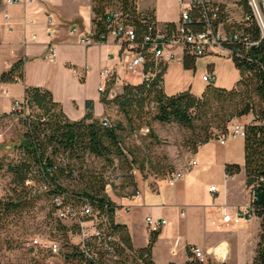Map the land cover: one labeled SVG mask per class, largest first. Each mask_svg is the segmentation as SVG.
<instances>
[{
  "label": "crops",
  "instance_id": "1",
  "mask_svg": "<svg viewBox=\"0 0 264 264\" xmlns=\"http://www.w3.org/2000/svg\"><path fill=\"white\" fill-rule=\"evenodd\" d=\"M15 1L14 4H7V0H0V78L21 60L24 63L23 78L20 83L0 82V102L4 98L10 99L8 105L0 108V113L7 111L13 99L24 97L27 87H40L52 92L54 101L61 105L71 120H81L86 116L88 101L94 102V117L104 119L108 106L102 102V94L99 92L103 70L113 68L119 72L120 79L116 90H121L128 83L139 84L129 81L133 75L124 71L118 58L122 49L113 36L105 42L90 46L80 43L81 35H90L95 30L93 0ZM183 1L188 4L191 0ZM215 1L227 6L228 10L230 6H236L244 18L245 10L241 0ZM182 8L180 0L138 2L140 13H155L160 28L170 23L178 24ZM49 15L52 16L56 29L53 43L58 54L55 61L46 58L50 43L47 25ZM30 20H33V23ZM72 27L78 28L77 35L70 33ZM178 53V58L166 63L167 70L163 80L166 94L171 96L190 90L197 96L202 95L208 85L198 92L194 91L192 86L186 85L183 81L187 70L183 64L184 54L181 49ZM208 63L214 70L215 60ZM233 64L235 75L214 86L226 89L236 86L241 79V73L234 61ZM71 65L80 71H86L85 79L80 80ZM16 84L21 85L20 92L13 90L12 87ZM2 88L9 90L10 97L5 96ZM6 148L7 145L4 144L2 150ZM196 156V167L176 171L185 172L182 180L170 183L171 174L176 173L172 171L161 177L155 175L146 180H138V189L134 194L110 195L118 206V223L128 228L136 250L145 248L150 243L152 232L147 225L148 217L166 221L152 250V260L155 264H184L189 260L188 250L195 247L212 253V249L222 245L217 250V255L219 258H225L227 250L223 245L228 244L225 236H216L211 231L222 229L221 219L224 211L236 212L250 203L251 193L246 185L245 138H229L225 144L212 140L200 147ZM198 156L202 158L198 159ZM229 164H239L242 171L234 176L228 175L226 167ZM241 174L244 175L243 182L249 199L237 202L231 199V185ZM212 186L218 187L216 194L210 191ZM107 192L110 193L109 190ZM219 193H223L222 196ZM223 250L226 251L225 256L220 257Z\"/></svg>",
  "mask_w": 264,
  "mask_h": 264
},
{
  "label": "trees",
  "instance_id": "2",
  "mask_svg": "<svg viewBox=\"0 0 264 264\" xmlns=\"http://www.w3.org/2000/svg\"><path fill=\"white\" fill-rule=\"evenodd\" d=\"M140 0H93L94 2V37L102 41V36L109 32L110 15L119 7L122 19L126 24L135 28L138 43L144 41L145 35L153 23L157 25L153 11L142 14L138 11ZM245 14L250 13L249 6L242 0ZM226 12L223 13L217 24L223 23L226 32L233 29L252 30L255 40H261L259 30L255 24L251 28H244V24L236 27L232 23L228 7L221 4ZM245 16V15H244ZM244 19V18H243ZM177 24L170 23L166 28H175ZM147 55L146 71H157L156 76L150 81H142L139 84H125L123 90L114 98H108L102 94V102L106 106L115 104L120 111L132 123V116L143 118L147 115L145 110L154 107L156 113L154 119L161 123H177L180 126L197 130L198 122H208L211 116H215V105H230L229 118L222 120L217 127L222 129V134L229 132L228 124L234 118H240L250 113L254 120L247 125L245 137V171L246 185L254 191L256 198L251 200L256 217L261 220V236L259 249L254 264H264V40L258 46L245 51L243 58L234 57L232 60L241 73V79L232 89L216 87L209 84L202 95L197 96L190 90L175 95H167L164 86V74L166 64L158 67L153 55L145 50ZM197 57L184 53L183 64L186 69L194 70L197 66ZM23 60L16 62L12 68L4 72L0 78L2 83H14L16 75L23 78ZM25 98L31 108L40 110L46 118L32 116L28 130L24 136L20 151L24 157L19 164L9 165V172L13 174L14 183L26 186L31 178H39L47 185V193L55 196L66 195L69 202L81 203L84 199H91L97 207L108 205L111 217L118 208L107 194L108 181L105 177L86 174L83 171V162L88 155L104 158L110 170L120 168L119 161L125 156L118 133L119 126L104 125V119L94 117V102H87L88 113L81 120H71L63 111L60 104L54 101L51 91L40 87H27ZM212 118V117H211ZM221 135V134H220ZM218 135V137L220 136ZM194 150L210 142V135H200L196 138ZM64 158L65 164H59V159ZM118 163L116 169L115 163ZM242 167L239 164H229L226 172L230 176L239 174ZM64 179L78 181L84 186L80 190L69 189L63 185ZM135 190L133 194L136 192ZM21 201H0V222L7 218L16 208L22 207ZM114 229L120 234L124 244L134 252L133 264H155L152 260V250L157 242L159 232L152 233L147 247L136 250L128 228L118 222H114ZM68 258L73 260L74 253L69 252ZM189 260L184 264H204L197 258L191 249L188 250ZM0 264H2L0 262ZM124 264H129V259ZM175 264V263H169Z\"/></svg>",
  "mask_w": 264,
  "mask_h": 264
},
{
  "label": "rangeland",
  "instance_id": "3",
  "mask_svg": "<svg viewBox=\"0 0 264 264\" xmlns=\"http://www.w3.org/2000/svg\"><path fill=\"white\" fill-rule=\"evenodd\" d=\"M242 2V0H241ZM120 11L119 7L113 8ZM232 23L239 27L243 24L242 12L232 5L229 7ZM179 53L176 55V57ZM178 58V57H177ZM215 60L214 70L209 67L208 61ZM198 65L194 70H185L184 80L188 87L192 86L194 91H200L209 85L204 82L203 76L213 72L219 80L226 82L236 73L233 60L228 57H214L208 54L197 59ZM183 69V68H182ZM172 75H174L172 73ZM178 75V73L176 74ZM178 79V78H177ZM129 81L140 83L139 77L131 76ZM15 91H21L20 84L12 87ZM123 89L117 90L120 93ZM10 102L9 98L1 99L0 108H4ZM216 114L211 116L208 122H198L197 130L180 126L177 123H161L153 117L156 113L154 107L147 108L146 116L138 118L132 116L134 122H130L115 104L108 106V112L104 116L113 125L119 126L118 133L125 156L119 161L120 168L110 171L107 161L104 158H97L94 155L86 156L82 166L83 171L89 175L105 177L107 179V191L110 195L131 194L138 189V180H146L150 176H164L172 171L176 172L190 169L189 161L196 160L200 147L194 150V143L197 136H212V140L218 141V135L224 131L217 128L223 119L229 118L231 112L230 105H215ZM31 116H41L44 114L33 107L30 109ZM234 120H239L245 124H250L254 120L252 113L234 118L229 124V128ZM6 129L5 145L7 148L0 152V201H21L22 207L14 211L0 222V262L2 264H74L65 252L56 258H52L48 253L41 251V248L32 245L33 240L39 238L45 240L50 235L53 216L52 195L44 189V184L39 178H31L26 186L14 183L13 174L9 172V165H16L22 161L24 154L20 148L27 132L26 126L16 120H9ZM202 147V146H201ZM202 158L198 156V159ZM244 175L237 176L232 183V196L237 202L248 200V193L245 191ZM63 185L69 189L80 190L84 185L78 181L64 179ZM251 193V189H249ZM223 193H219L222 196ZM218 196V195H216ZM252 220L244 225H223L221 230H215L216 236H225L228 244H224L227 254L225 258H219L218 246L208 254V259L204 264H254L259 249L261 236V220ZM67 240V238H66Z\"/></svg>",
  "mask_w": 264,
  "mask_h": 264
},
{
  "label": "built area",
  "instance_id": "4",
  "mask_svg": "<svg viewBox=\"0 0 264 264\" xmlns=\"http://www.w3.org/2000/svg\"><path fill=\"white\" fill-rule=\"evenodd\" d=\"M249 6L250 13L245 14L243 19L244 28H251L255 24L259 30L261 40H264V0H245ZM15 0H7V4H14ZM183 5L181 20L175 28H160L158 25H151L149 32L145 35L144 41L137 42L135 28L126 24L121 13L112 11L110 15L109 32L102 36V41H97L95 33L81 35L80 43L86 46L95 43L105 42L113 36L121 46L122 53L119 55L120 62L124 71L130 75H136L142 81H150L156 76L155 71H146L147 52L151 53L155 59L157 67L166 64L168 61L176 59L178 50L184 54L205 57L212 54L220 57L243 58L245 51L254 46H258L261 40L253 39L252 30L247 32L245 29H233L226 32L223 23H218L221 15L226 12L223 6L215 0H191ZM8 19V15L6 14ZM33 23V20H30ZM49 53L47 59L55 61L57 58V48L53 43L56 36V29L51 15L47 17ZM70 33L78 34V28L72 27ZM36 37L34 36V39ZM74 74L80 79H85L86 71H80L71 65ZM102 83L99 86L101 94H107L108 98H114L118 93L117 83L120 79L116 69H104ZM206 83L216 81L213 72L203 76ZM22 79L16 75L14 83H20ZM6 97H10L8 89L2 88ZM31 105L22 98H15L7 111L0 113V152L5 144L6 128L9 120H16L23 123L27 130L32 116L30 114ZM104 125L111 126L108 119H104ZM247 135V124L242 121L234 120L227 134H221L218 140L225 144L229 138H245ZM1 160V156H0ZM59 164H65V159H59ZM190 168L198 165L197 160H190ZM116 169L118 163H115ZM189 169V168H188ZM111 172L114 170H110ZM185 172L171 174L170 183H175L185 177ZM47 190V185H44ZM210 191L213 194L218 192L217 186H212ZM139 194V193H138ZM256 198L254 191H251V200ZM250 200V202H251ZM54 221L51 224L50 235L41 240L36 238L32 245L40 247L41 251L48 253L52 258L61 256L65 250L74 253V264H124L129 259V264H133L134 252L130 250L120 238V234L114 229V222H118V208L112 218L108 210V205L99 208L91 199H84L81 203L69 202L64 194L52 197ZM256 218L254 208L251 203L236 212L224 211L221 219L222 225H244ZM166 221L157 220L153 217L147 218V225L152 233L160 232ZM220 227V226H218ZM67 238V240H66ZM193 254L202 262H206L208 254L204 249L195 247L191 249Z\"/></svg>",
  "mask_w": 264,
  "mask_h": 264
},
{
  "label": "bare ground",
  "instance_id": "5",
  "mask_svg": "<svg viewBox=\"0 0 264 264\" xmlns=\"http://www.w3.org/2000/svg\"><path fill=\"white\" fill-rule=\"evenodd\" d=\"M225 253H226V251H224V250H223V251H221V252H220V257H223V256H225Z\"/></svg>",
  "mask_w": 264,
  "mask_h": 264
}]
</instances>
